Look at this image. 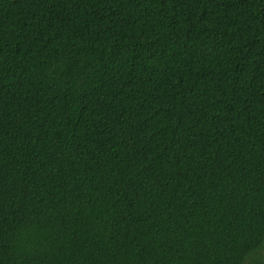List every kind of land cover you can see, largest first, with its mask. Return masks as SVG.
I'll use <instances>...</instances> for the list:
<instances>
[{
    "label": "trees",
    "instance_id": "trees-1",
    "mask_svg": "<svg viewBox=\"0 0 264 264\" xmlns=\"http://www.w3.org/2000/svg\"><path fill=\"white\" fill-rule=\"evenodd\" d=\"M0 264H264V0H0Z\"/></svg>",
    "mask_w": 264,
    "mask_h": 264
}]
</instances>
